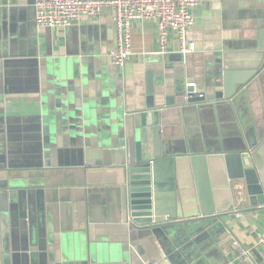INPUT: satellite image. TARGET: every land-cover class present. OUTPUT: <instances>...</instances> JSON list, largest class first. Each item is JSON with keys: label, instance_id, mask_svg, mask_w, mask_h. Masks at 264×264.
<instances>
[{"label": "crops", "instance_id": "obj_1", "mask_svg": "<svg viewBox=\"0 0 264 264\" xmlns=\"http://www.w3.org/2000/svg\"><path fill=\"white\" fill-rule=\"evenodd\" d=\"M194 17V53H178L174 39L160 54L155 24L136 21L132 56L117 69L112 9L48 29L34 0H0V264H81L101 248L117 255L103 251L93 264H264V206L239 190L232 212L202 216L189 157H178L251 148L264 184V66L248 77L260 63L264 0H200ZM225 71L247 82L228 99L189 105L183 139L165 141L187 168L176 220L138 239L118 224L120 194L82 187L75 143L112 141L113 125L148 98L160 103Z\"/></svg>", "mask_w": 264, "mask_h": 264}, {"label": "water", "instance_id": "obj_2", "mask_svg": "<svg viewBox=\"0 0 264 264\" xmlns=\"http://www.w3.org/2000/svg\"><path fill=\"white\" fill-rule=\"evenodd\" d=\"M256 40L260 63L248 77L258 74L264 66V28L258 30ZM234 81L237 80L233 75L225 71L200 85L195 83V87L189 86L194 82H189L178 95L165 96L160 103L148 98L145 106L119 118L111 128L116 134L114 140L101 144L76 142L82 187L88 193L104 189L120 194L121 204L116 208L118 224L127 226L130 233L137 232L134 234L138 239L173 225L178 216V190L180 182L186 180L187 168L176 163L172 148L165 141L183 139L184 114L189 105L228 99L237 83L247 82ZM178 157H189L202 216L232 212L234 191L239 190L245 191L251 206H264L260 164L251 148L235 154ZM105 249H89L87 260L81 264H93L92 259L103 251L117 255L114 250Z\"/></svg>", "mask_w": 264, "mask_h": 264}, {"label": "built area", "instance_id": "obj_3", "mask_svg": "<svg viewBox=\"0 0 264 264\" xmlns=\"http://www.w3.org/2000/svg\"><path fill=\"white\" fill-rule=\"evenodd\" d=\"M199 5L200 0H34L36 24L48 29H64L84 16L98 17L105 9H112L117 45L109 57L117 69H123L132 56V29L136 21H151L155 24L160 54L169 53L174 39L178 53H194L197 45L188 36L195 25L194 11ZM189 86L195 87L196 84ZM253 255L249 249L239 252L243 261H250Z\"/></svg>", "mask_w": 264, "mask_h": 264}]
</instances>
